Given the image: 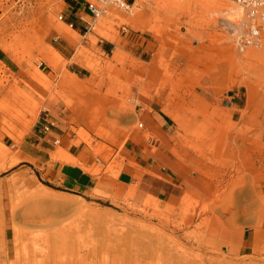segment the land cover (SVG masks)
Listing matches in <instances>:
<instances>
[{"label":"rangeland","instance_id":"374dc122","mask_svg":"<svg viewBox=\"0 0 264 264\" xmlns=\"http://www.w3.org/2000/svg\"><path fill=\"white\" fill-rule=\"evenodd\" d=\"M86 1L0 0V196L13 230L1 264H264L201 247L209 214L252 225L261 213L264 31L260 46L241 54L219 28L239 12L231 0H130L128 13L108 7L84 35L65 14ZM151 93L172 118L174 153L215 183L206 203L169 206L133 191L121 203H91L16 166L7 142L55 112L73 143L104 164L95 171L115 175L138 99ZM40 191L79 200L102 219L37 198Z\"/></svg>","mask_w":264,"mask_h":264},{"label":"crops","instance_id":"0c3cea01","mask_svg":"<svg viewBox=\"0 0 264 264\" xmlns=\"http://www.w3.org/2000/svg\"><path fill=\"white\" fill-rule=\"evenodd\" d=\"M66 12L65 25L72 24L73 31L86 35L89 15L76 3L68 5ZM63 42L59 53L65 58L68 43ZM109 46L110 43H105L99 49L104 51ZM34 87L40 97L45 95L43 87ZM53 116L54 121H37L22 138L10 139L7 146L12 157L19 158L16 166L30 171L36 180L56 192L91 203L114 205L123 202L133 191L136 196L151 197L169 206L179 205L186 197L206 203L215 193L211 179L197 171L193 162L174 153L173 121L165 112L163 98L154 93L138 99L132 128L117 151L115 175L105 170L95 171L96 166L104 167V164L85 146L74 144L76 136L55 112ZM48 122L53 127L44 132L42 127ZM54 140L58 143L54 144ZM262 185L263 202L256 224L233 225L220 214H209L202 229L203 250L230 259L264 257V182ZM12 239V224L1 194L0 264Z\"/></svg>","mask_w":264,"mask_h":264},{"label":"built area","instance_id":"2783aa9c","mask_svg":"<svg viewBox=\"0 0 264 264\" xmlns=\"http://www.w3.org/2000/svg\"><path fill=\"white\" fill-rule=\"evenodd\" d=\"M77 2L78 0H72ZM239 12L233 16L219 20V28L227 34L231 44L238 53H245L248 49L258 48L264 31V0H231ZM82 9L89 15L86 33L93 30L94 25L108 7L128 13L131 10L130 0H92L82 4ZM59 20L62 17L59 16ZM69 28L72 24L68 25ZM52 123H46L42 129L49 132ZM58 140H54L57 144Z\"/></svg>","mask_w":264,"mask_h":264},{"label":"bare ground","instance_id":"6f19581e","mask_svg":"<svg viewBox=\"0 0 264 264\" xmlns=\"http://www.w3.org/2000/svg\"><path fill=\"white\" fill-rule=\"evenodd\" d=\"M13 162L15 163L16 161H13ZM36 197L42 200H45V199L50 200L51 203L55 206L69 208L73 214H76L78 216H84V217L86 216V217H89L90 219L98 220V221L102 219L101 214L90 209L89 207H87L85 204H83L79 200H76L73 198H60V197H56L48 193H45L43 191L38 192L36 194Z\"/></svg>","mask_w":264,"mask_h":264}]
</instances>
